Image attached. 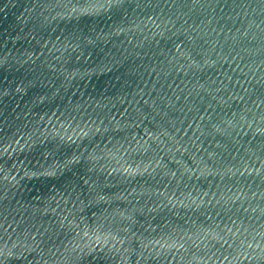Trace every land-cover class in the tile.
Here are the masks:
<instances>
[{
	"label": "water",
	"instance_id": "water-1",
	"mask_svg": "<svg viewBox=\"0 0 264 264\" xmlns=\"http://www.w3.org/2000/svg\"><path fill=\"white\" fill-rule=\"evenodd\" d=\"M0 264H264V0H0Z\"/></svg>",
	"mask_w": 264,
	"mask_h": 264
}]
</instances>
